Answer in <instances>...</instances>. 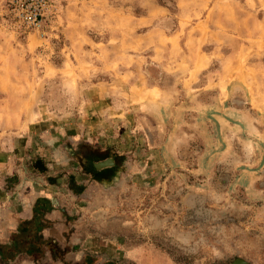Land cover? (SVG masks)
<instances>
[{"label": "rangeland", "instance_id": "1", "mask_svg": "<svg viewBox=\"0 0 264 264\" xmlns=\"http://www.w3.org/2000/svg\"><path fill=\"white\" fill-rule=\"evenodd\" d=\"M14 3L0 0V139L21 142L33 125L102 142L129 133L138 162L146 155L140 131L164 115L186 141L180 155L191 167L264 161V0H48L37 27L19 21ZM222 173L206 187L202 171L180 166L162 176V195L154 186L144 198L136 171L125 218L137 226L145 203L170 211L173 192L172 235L166 245L149 236L167 248L169 264H234L240 256L253 264L257 213L227 203L240 193L223 192ZM187 191L199 200L189 210ZM209 192L220 200L204 208Z\"/></svg>", "mask_w": 264, "mask_h": 264}, {"label": "crops", "instance_id": "2", "mask_svg": "<svg viewBox=\"0 0 264 264\" xmlns=\"http://www.w3.org/2000/svg\"><path fill=\"white\" fill-rule=\"evenodd\" d=\"M164 118L162 115V122L144 126V131H140V139L144 141L140 144L144 143L146 155L140 156L138 162L132 155L133 136L129 133L126 137L113 136L102 142L76 136L62 138L49 128L36 131L33 125L26 133L27 139L21 142L15 137L13 144V139L2 137L0 264H169L172 259L163 238L173 233L169 224L174 222V209L179 203L177 195L170 192V211H166L168 206L163 209V204L152 211L145 203L140 207L137 226H131L134 221L125 218L124 213L125 205L130 203L129 190L134 187L131 177L136 171L140 190L146 198L148 189L154 186L160 187L162 195L163 187L168 186L162 176L180 166L188 171H202L206 187L211 186V177L217 169L224 173L220 174L225 181L223 192L240 193L227 203L238 206L242 202L240 209L250 214V218L257 213L259 230L251 234L250 250L251 257H255L253 264H264L263 159L258 157L243 166H232L231 162L220 159L217 164L191 167L180 155L186 141L171 121L170 127L167 126ZM122 144L124 149L120 150ZM140 150L139 147V154ZM109 158L113 161L97 166ZM173 181L170 180L171 187ZM187 185L195 186L188 182ZM213 200L209 192L201 204L205 208L220 199ZM182 201L189 210L199 200L194 191H187ZM120 219L122 226L118 227L116 221ZM132 233L139 236L135 243ZM155 234H160L164 245L150 241L149 236ZM117 236L125 238L118 241ZM239 258L251 264L247 256Z\"/></svg>", "mask_w": 264, "mask_h": 264}, {"label": "built area", "instance_id": "3", "mask_svg": "<svg viewBox=\"0 0 264 264\" xmlns=\"http://www.w3.org/2000/svg\"><path fill=\"white\" fill-rule=\"evenodd\" d=\"M48 0H15L14 11L16 17L27 27L40 26Z\"/></svg>", "mask_w": 264, "mask_h": 264}, {"label": "water", "instance_id": "4", "mask_svg": "<svg viewBox=\"0 0 264 264\" xmlns=\"http://www.w3.org/2000/svg\"><path fill=\"white\" fill-rule=\"evenodd\" d=\"M113 160L111 158L107 159V160H104V161H101V162H98L97 163V166H102V165H106V164H109L110 162H112ZM234 264H248L246 260L242 259V258H237L235 261H234Z\"/></svg>", "mask_w": 264, "mask_h": 264}]
</instances>
